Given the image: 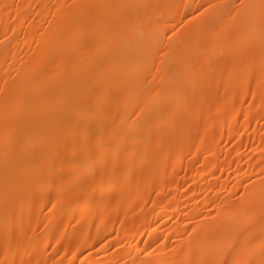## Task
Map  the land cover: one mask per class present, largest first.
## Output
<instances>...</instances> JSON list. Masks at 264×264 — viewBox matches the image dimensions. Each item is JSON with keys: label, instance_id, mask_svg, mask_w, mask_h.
Returning a JSON list of instances; mask_svg holds the SVG:
<instances>
[{"label": "bare ground", "instance_id": "1", "mask_svg": "<svg viewBox=\"0 0 264 264\" xmlns=\"http://www.w3.org/2000/svg\"><path fill=\"white\" fill-rule=\"evenodd\" d=\"M224 259L264 264V0H0V264Z\"/></svg>", "mask_w": 264, "mask_h": 264}, {"label": "snow or ice", "instance_id": "2", "mask_svg": "<svg viewBox=\"0 0 264 264\" xmlns=\"http://www.w3.org/2000/svg\"><path fill=\"white\" fill-rule=\"evenodd\" d=\"M8 7H10V6L5 5L4 6L5 10H7ZM173 35H175V31H173ZM216 264H230V262L227 259H224V260L216 262ZM233 264H235V262H233Z\"/></svg>", "mask_w": 264, "mask_h": 264}, {"label": "rangeland", "instance_id": "3", "mask_svg": "<svg viewBox=\"0 0 264 264\" xmlns=\"http://www.w3.org/2000/svg\"><path fill=\"white\" fill-rule=\"evenodd\" d=\"M191 17H192V16H191ZM169 22L173 23L172 21H169Z\"/></svg>", "mask_w": 264, "mask_h": 264}]
</instances>
